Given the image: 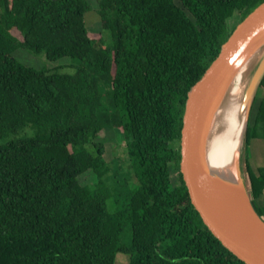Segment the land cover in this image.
I'll return each mask as SVG.
<instances>
[{
  "label": "trees",
  "instance_id": "16d2710c",
  "mask_svg": "<svg viewBox=\"0 0 264 264\" xmlns=\"http://www.w3.org/2000/svg\"><path fill=\"white\" fill-rule=\"evenodd\" d=\"M263 2L0 0V264H244L204 225L176 144L228 21ZM258 97L245 168L264 217V166L248 161L252 140L264 152ZM117 137L130 169L111 178L105 140Z\"/></svg>",
  "mask_w": 264,
  "mask_h": 264
},
{
  "label": "water",
  "instance_id": "95a60500",
  "mask_svg": "<svg viewBox=\"0 0 264 264\" xmlns=\"http://www.w3.org/2000/svg\"><path fill=\"white\" fill-rule=\"evenodd\" d=\"M250 61L240 101L244 120L231 167L209 163L207 143L217 110L237 74ZM264 80V2L243 18L218 56L188 91L182 117L180 166L204 225L244 264H264V217L255 209L245 168L251 109Z\"/></svg>",
  "mask_w": 264,
  "mask_h": 264
},
{
  "label": "bare ground",
  "instance_id": "6f19581e",
  "mask_svg": "<svg viewBox=\"0 0 264 264\" xmlns=\"http://www.w3.org/2000/svg\"><path fill=\"white\" fill-rule=\"evenodd\" d=\"M249 63L233 80L226 97L217 110L209 133L207 156L215 167H231L240 146L244 120L240 113V101Z\"/></svg>",
  "mask_w": 264,
  "mask_h": 264
},
{
  "label": "rangeland",
  "instance_id": "374dc122",
  "mask_svg": "<svg viewBox=\"0 0 264 264\" xmlns=\"http://www.w3.org/2000/svg\"><path fill=\"white\" fill-rule=\"evenodd\" d=\"M90 1H91L92 5L95 6L94 0H90ZM88 20L89 21H96V15L90 14V16H88ZM240 21H241L240 16H238V15H235L233 18H231L228 21L230 29L233 30ZM23 51H25V50H23ZM25 52H27V51H25ZM20 56L25 61H31L32 64H35V66H46L47 65L45 60H44V57L35 58V57H31V56H29L23 52L20 53ZM66 60L71 61L69 58H66V59H63L60 61H66ZM68 63L69 62H66V63L62 62L61 65H67ZM56 65H58V64H56ZM48 66H53V65H48ZM258 96L259 97L256 99L257 102L260 98L264 97V86L259 88ZM254 116H255V108L252 110V113H251V117L254 118ZM255 140L251 141L250 147H249L251 149V151H249V153H248V155H249L248 161L250 163V166L254 169L258 166H264V152L261 153V151H260V153H258L257 151L260 150V148L257 149V151H255V148H254ZM105 141L107 142L106 143L107 149H106L105 157H106V160L109 162V167H110L109 175L111 176V178L113 176H118L117 174H119L121 176L124 175L130 169L129 162H128L127 155H126V151H125V144L122 141H120V139L118 137L115 139H108ZM176 147L180 148V142H177ZM115 164H117V169H118V167L121 169V171L119 173H116V171H115V168H114ZM80 182L83 185L91 184L93 182V179H91V177L88 174H85L80 178ZM135 182L136 181L134 179H132L128 182V185L133 188L135 185ZM263 208H264V204L262 202H260V204H257V210H259V212L261 210L263 211ZM108 209L112 213L113 204L111 202H108ZM121 241L126 246L130 245V243H131L130 227L127 226L123 229V232L121 235ZM115 264H128V257H126L125 255H122V254H118Z\"/></svg>",
  "mask_w": 264,
  "mask_h": 264
},
{
  "label": "crops",
  "instance_id": "0c3cea01",
  "mask_svg": "<svg viewBox=\"0 0 264 264\" xmlns=\"http://www.w3.org/2000/svg\"><path fill=\"white\" fill-rule=\"evenodd\" d=\"M263 204H264V201H263Z\"/></svg>",
  "mask_w": 264,
  "mask_h": 264
},
{
  "label": "flooded vegetation",
  "instance_id": "af4514ba",
  "mask_svg": "<svg viewBox=\"0 0 264 264\" xmlns=\"http://www.w3.org/2000/svg\"><path fill=\"white\" fill-rule=\"evenodd\" d=\"M256 207H257V205H256Z\"/></svg>",
  "mask_w": 264,
  "mask_h": 264
}]
</instances>
